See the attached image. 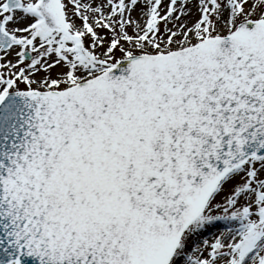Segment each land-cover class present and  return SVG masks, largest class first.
<instances>
[{
  "label": "snow or ice",
  "instance_id": "6c2138e0",
  "mask_svg": "<svg viewBox=\"0 0 264 264\" xmlns=\"http://www.w3.org/2000/svg\"><path fill=\"white\" fill-rule=\"evenodd\" d=\"M0 264H264V0H0Z\"/></svg>",
  "mask_w": 264,
  "mask_h": 264
}]
</instances>
